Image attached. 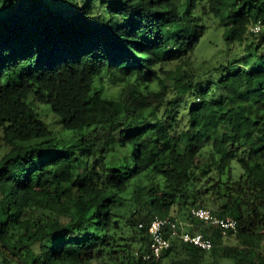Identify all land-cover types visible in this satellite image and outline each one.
Returning <instances> with one entry per match:
<instances>
[{"label":"trees","instance_id":"obj_1","mask_svg":"<svg viewBox=\"0 0 264 264\" xmlns=\"http://www.w3.org/2000/svg\"><path fill=\"white\" fill-rule=\"evenodd\" d=\"M210 18L228 46L244 44L240 60L194 66ZM255 24L264 0H0V264H264ZM199 207L237 231L193 219ZM154 216L214 246L173 236L144 259Z\"/></svg>","mask_w":264,"mask_h":264},{"label":"built area","instance_id":"obj_2","mask_svg":"<svg viewBox=\"0 0 264 264\" xmlns=\"http://www.w3.org/2000/svg\"><path fill=\"white\" fill-rule=\"evenodd\" d=\"M260 27V24H255L252 30L258 32ZM191 216L197 221L216 227L223 236L237 231V222L234 218L219 217L207 208H193L191 210ZM189 225L190 223L186 221L170 220L165 217L154 216L147 226L150 236V251L144 253L142 255L143 258L160 259L163 252L170 247L171 237L173 236H177L183 242L192 244L200 249L210 250L214 246L212 239L206 237L201 232L191 234L186 229ZM139 226L143 227V224L140 223ZM262 251L264 252V247H262Z\"/></svg>","mask_w":264,"mask_h":264},{"label":"rangeland","instance_id":"obj_3","mask_svg":"<svg viewBox=\"0 0 264 264\" xmlns=\"http://www.w3.org/2000/svg\"><path fill=\"white\" fill-rule=\"evenodd\" d=\"M207 24L209 28L203 35L193 54L192 61L194 62V66L205 65V67L211 68V66L219 64L220 62H226L229 60L238 61L246 52H248V50L244 47V44L241 45L234 43L228 46L225 43L223 36L224 27L219 26L218 20L210 18L207 20ZM262 31H264V27L261 28L260 32ZM113 80L114 79L108 74H102L101 79L96 81V85L98 87H102L108 94L112 93L114 95L119 86L117 82H114ZM168 84L172 85L173 81H168ZM148 87L155 90L158 88V85L154 81L149 84ZM38 110L42 112V117L52 126L53 129L56 131L60 130L59 126L56 124L57 116L48 106H40L38 107ZM5 151L6 147L2 146V141L0 140V156ZM232 166L235 167V173L238 175L240 173V169L237 162L233 161ZM262 247H264V243L262 244ZM220 263L227 264L228 260L221 259Z\"/></svg>","mask_w":264,"mask_h":264},{"label":"clouds","instance_id":"obj_4","mask_svg":"<svg viewBox=\"0 0 264 264\" xmlns=\"http://www.w3.org/2000/svg\"><path fill=\"white\" fill-rule=\"evenodd\" d=\"M254 25H252V26H250V29L252 30V27H253ZM253 31V30H252ZM254 32V31H253Z\"/></svg>","mask_w":264,"mask_h":264}]
</instances>
